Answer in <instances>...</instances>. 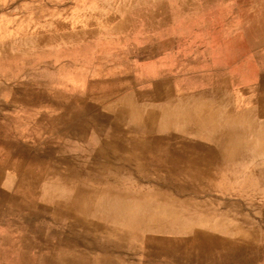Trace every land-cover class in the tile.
I'll use <instances>...</instances> for the list:
<instances>
[{"label": "rangeland", "instance_id": "rangeland-1", "mask_svg": "<svg viewBox=\"0 0 264 264\" xmlns=\"http://www.w3.org/2000/svg\"><path fill=\"white\" fill-rule=\"evenodd\" d=\"M91 7L98 10V20L103 22L91 33L90 29H85L89 30L85 34L83 28V35L77 43L48 46L25 41L27 33L40 29L35 25L34 29L28 28L26 22L42 21L43 15L64 17L67 22L75 11L84 12ZM108 10L113 11L110 13ZM0 16L3 19L0 35V264H46L41 257L53 260L57 253L70 257L77 254V250H87L84 246H63L73 218L66 216L63 219L61 214L53 212L54 202L69 199L73 194L70 185L53 182L56 176L54 165L59 161L58 157L52 158L55 151L57 154L58 127L51 126V123L48 125L47 118H51L52 113L48 114L41 107L49 101L56 107L58 100L67 101L62 93L53 91L65 83L72 84L74 76L80 78L85 66L92 65L94 69L98 66L99 69L108 65L113 69V72L110 70L113 73L110 76L114 81L112 86V82L104 81L105 76L90 74L82 76L83 84L78 78V84L83 85L82 96L90 95L87 93L92 89L93 96L101 95L99 99L106 100L107 97L110 101L121 95L117 91L125 88L126 75L121 71L123 61L136 63L139 59L153 56H183L184 60L187 59L185 56H198L200 65V56L217 51L212 44L214 39L220 41L223 54L240 53L243 67L249 66L245 60L252 56L253 75L239 78L241 82L230 76L220 78V81L209 78L211 85L224 83L226 103L234 101L240 110L241 125L229 124L231 116L227 111L226 124L221 126L222 138H225L221 142L241 143L240 156L229 159L222 168L200 167L197 172L211 168L204 179L187 180L182 184L184 175L178 173L175 177L171 174L170 161L175 156H183L177 161L184 165L187 153H191L186 143L202 141L201 133L210 130H206L208 126L204 124H196L187 132L158 134V142L164 150L169 147L160 157L163 159L161 166L155 165L158 159L152 150L141 157L134 155L137 153L134 149L128 151V157L124 152L125 156L121 157L127 158L129 165L108 169L117 174V181L100 184L99 187L112 188L113 195L119 192L126 195L119 201L127 204L132 214L157 215L162 220L160 226L169 217L163 208L181 212L170 220L183 224L186 230L172 233L159 227L130 231L124 240L114 241L118 248L113 259L115 264H264V0H0ZM13 34L15 36L11 37ZM62 53H66L65 56H56ZM74 56L82 58L75 60ZM89 56H92L91 61ZM183 63L186 64V60ZM86 70V73H91L89 68ZM201 74L200 68H186L178 76L179 87L185 86L188 93L193 92L195 102L201 101L202 86L208 84L207 78H202ZM131 78L127 81L129 87L133 82ZM87 79L94 80L88 88L85 87ZM233 86L236 91L241 90V94L236 92L235 100H231L232 93V97L229 95ZM111 88L115 91L113 94L109 92ZM47 95H54L55 100ZM192 112L196 116L194 120H201V108ZM73 128L69 131L73 132ZM80 128L81 134L93 132L99 135L107 131L108 124L98 118ZM128 136L131 141L150 140L152 137L133 131ZM85 143L88 142H82V162L89 164L96 159L84 155L88 149ZM35 155L40 160L44 157V165L45 155L54 160H49L50 166H44L43 170L38 163L32 164ZM62 165H59L61 170ZM45 168H50L48 183L43 177L47 174ZM169 176L172 181L162 184L161 181ZM33 177L41 178L37 187L26 188ZM176 185L185 188L178 191ZM125 188L127 193L123 191ZM159 190L173 197L177 190L180 195L176 202L169 203L167 199L156 196ZM104 197L108 199L111 196L106 194ZM95 209L97 213L90 216L92 220L109 226L121 225L115 216L107 221L101 218V206L95 205ZM205 230L226 244L209 256L196 251L188 254L192 248L189 238L196 231ZM81 232L83 229L77 225L76 234ZM88 242L84 239V243ZM85 256L95 260L99 254L91 249ZM191 256H198V260Z\"/></svg>", "mask_w": 264, "mask_h": 264}, {"label": "crops", "instance_id": "crops-1", "mask_svg": "<svg viewBox=\"0 0 264 264\" xmlns=\"http://www.w3.org/2000/svg\"><path fill=\"white\" fill-rule=\"evenodd\" d=\"M94 9V10H92ZM109 11V10H108ZM108 11L107 14H108ZM113 11V10H112ZM112 11H109L112 13ZM98 10L94 7L88 8V10H84V12H74L72 17L70 16L69 21L65 22L64 19L66 18H57V17H46L45 15L42 16V21L39 22H26V27L33 28L34 25L42 30L38 31H32L27 33L25 36V41L27 43H32L34 45L39 44H47L48 46L50 44H66L67 42L77 43L79 40H81V37L83 35V28L84 33L86 34L87 31L85 29H90V32L92 30L98 28V26H101V23L103 21L98 20ZM109 13V14H110ZM108 16V15H107ZM30 20V19H29ZM110 20V19H109ZM106 21V20H105ZM108 21V20H107ZM100 24V25H99ZM2 28H3V19L0 16V35L2 34ZM58 29V31H57ZM73 30V31H72ZM12 32H10V35ZM15 36L13 34L11 37ZM2 41H0V44ZM12 43V42H11ZM213 46H215V52L212 54L208 53L207 56H200V65H199V57L198 56H185L187 59L186 64L183 63L184 60L183 56H153L152 58H145V59H139L136 63L130 62L129 60H125L121 63V71L126 75V84L125 88L117 91L121 92V95L116 98H111L110 101L106 97V100L100 98L101 95L93 96V90L90 89L87 94V96H82V86L79 83L82 81V76H89L90 75H101L105 76L104 81L112 82L111 86L113 85V80L110 78V76L113 74L112 68H110L108 65H102L101 67L98 66L93 68L94 66L90 65L89 67L85 66L83 70V74L80 73V78L78 76H74L75 79H73L72 84H64L58 86L57 91L62 93L63 96H65L64 100H67L65 102H62L58 100V103L56 104L57 107L54 105L49 104V102H46L41 107L43 111H47L48 114L52 113V117L50 118L48 116V125L51 126H57V154L54 152V157H58V160H63L61 162V165L63 166V170H61L60 166L56 168L54 173H56L55 178L53 179L59 182L58 180L63 179L65 176H63L62 173L66 172V168L68 167L69 162L73 161V167L76 168V166H83L82 162V141H86L90 139L93 135L92 133H85L81 134V125L87 123L92 124L94 123L98 118H100L102 121L106 122L108 125H118L121 127V131H123L122 134L125 139L130 137L128 136L131 131L136 132L134 128H138L139 125H153L152 126V132L151 134L155 139H158L160 136H157L161 133H167L169 132L172 134L175 131H181V132H187L191 129V125L193 124H204L208 127L206 130H209V132L201 133L200 139L202 141L198 142L195 140V144L186 143V146H189L191 148V153H187V157L193 158V157H204L208 156L206 155L205 148L208 147L211 149L212 154L214 153L215 156L220 157V153H222V150L220 149V142L221 139L224 140L225 138H222V130L221 126L225 123L226 113L228 111V114L231 116L230 123L241 125L242 124V118L239 115L240 110H238V107L236 106L235 102H228L225 101V92L226 88L223 85L218 84H209V78L214 77L217 78L218 81H220L222 78H225L226 76L232 77L235 81L238 78V82H241L239 78L251 76L252 71V56H249L245 61H248V65L242 66V59L243 56L238 54H223L220 51V41L217 39H214L212 41ZM210 45V42H209ZM66 53H62L56 56H65ZM90 57V61L92 60V56ZM254 58H257L256 56H253ZM79 60L82 58V56H74L75 60ZM129 59V58H128ZM187 61L189 63H187ZM196 62V63H195ZM89 68L91 73H86V69ZM91 68V69H90ZM188 69H201V76L202 78H207L208 84H203L202 90H201V101H196L198 105L196 104L193 95L194 93H188L186 91L185 86L179 87V81L178 76H181V71ZM97 70V72H95ZM111 70V72H110ZM96 73V74H94ZM264 75V73H263ZM109 77V78H106ZM112 77V76H111ZM132 77L131 80L133 81L130 85H128L127 81L128 78ZM79 78V79H78ZM221 78V79H220ZM220 79V80H219ZM94 80L87 79L85 80L86 85L90 87V83ZM214 81V79H213ZM83 84V82H81ZM211 85V86H210ZM235 86L229 89V95L232 96L235 100L236 98V92H239L241 94V90L236 91L234 89ZM99 92V91H97ZM107 92V91H105ZM112 94L115 92L113 88L109 91ZM49 93V91H48ZM101 93V92H100ZM73 97H71V96ZM104 95V94H103ZM49 99H54V95H49ZM231 96V97H232ZM71 97V98H67ZM55 100V99H54ZM59 105V107H58ZM197 105V106H195ZM195 108H201L202 111V117L201 120H194L196 116H194V113L192 110ZM263 109V108H261ZM59 114H63V116H60ZM93 114V115H92ZM58 117L57 121H51V119H55ZM119 119V120H118ZM123 120V122H122ZM163 120V122L161 121ZM112 121V123H111ZM196 121V122H195ZM250 121V120H249ZM119 122V123H118ZM252 123V122H247ZM134 125V127H131L130 125ZM68 126V127H67ZM75 130H74V128ZM77 127V129H76ZM162 127V128H161ZM169 127V128H167ZM73 128V132H70ZM70 130V131H69ZM215 132V133H214ZM169 134V135H170ZM171 136V135H170ZM84 138V139H83ZM187 141V140H186ZM191 142L193 140H190ZM210 141H215L214 144H210ZM189 142V141H188ZM222 143V142H221ZM87 144V153L84 155H89L92 158L93 157V150H91V146ZM160 144V143H159ZM162 144H160V148L157 149L156 153L155 150H152L155 155L157 156L158 161L155 162L157 166H161L163 163L162 153L167 150H164V147L162 148ZM169 148V147H168ZM161 149V150H160ZM150 151V150H149ZM163 151V152H162ZM170 151V149H169ZM126 157H128V151ZM124 152L121 156H125ZM43 156V155H42ZM192 156V157H191ZM214 156V157H215ZM50 156L45 155V165H44V157L40 160L39 157L36 156V159H32V164L44 166H50L49 160ZM72 158V159H71ZM103 157H100L98 160L101 161ZM165 158V157H164ZM48 159V160H47ZM127 159V158H126ZM160 159V160H159ZM27 160H29V157H27ZM174 159H171L170 163L173 162ZM218 161L220 162L219 158ZM127 165L128 160H126ZM90 164V163H89ZM76 165V166H75ZM170 166V164H169ZM13 167H15L13 165ZM78 167V168H79ZM171 167V166H170ZM59 168V169H58ZM222 168V167H219ZM211 169V168H209ZM209 169H207L209 171ZM15 170V169H14ZM47 171V174H45V178H47V183L49 182V172L50 168H45ZM176 170V169H174ZM45 171V172H46ZM204 171V170H203ZM173 172V171H171ZM30 173V171H29ZM174 173V172H173ZM171 173V174H173ZM60 174V176H59ZM41 178H32L29 182V184L26 185V188H35L37 187L39 181ZM62 181V180H61ZM31 183V184H30ZM35 183V184H34ZM62 183V182H61ZM177 186V185H176ZM177 187H175L176 189ZM45 208V207H44Z\"/></svg>", "mask_w": 264, "mask_h": 264}, {"label": "bare ground", "instance_id": "bare-ground-1", "mask_svg": "<svg viewBox=\"0 0 264 264\" xmlns=\"http://www.w3.org/2000/svg\"><path fill=\"white\" fill-rule=\"evenodd\" d=\"M20 63H22V62H20ZM41 89L43 90V88H41ZM47 96L49 97V95H47ZM20 103H22V102H20ZM161 121L163 122V120H161ZM122 122H123V120H122ZM111 123H112V121H111ZM101 126H103V124ZM152 126L153 125L144 124V125H139L138 128H134V129L136 130V133L145 134L146 136H148V135H152L151 134V132L153 131ZM197 126H199V125H197ZM191 127L192 128L196 127V124L191 125ZM87 128H88V126H87ZM84 130H85V128H84ZM96 130H95V132H96ZM102 132H103V130H102ZM91 133L93 136L90 139H88L87 141H88V145L91 146L90 149L93 150V157H94L93 159H96V160L92 161V162L90 161L91 162L90 164H83L82 167L75 165L76 168L73 167V164H74L73 161L68 163L70 165H68V167L66 168V172L62 173L63 176H65V177L63 179L60 178V180H58V181L62 182V184L64 183L66 185L67 184L70 185V189L72 190L73 194L71 195V197L69 199L67 198L66 200H61L60 202H54L55 205L53 206V212H55L56 214H61L60 215L61 218L64 219L66 216H70L71 218H73L72 221L68 225V234L64 236L63 240H64L65 244L63 243V246L65 248L66 247L69 248L71 245L76 246V247L77 246H84L87 250L85 252H84V250H82L83 252L81 250H77L76 252H78V253L74 254L70 257H65L63 254L57 253L56 257L52 258L53 260H49L45 256L41 257V259L43 261L47 262L46 264H115L116 262L114 261L113 256H115V252H117L116 248H118V246H117V244H115L114 241L124 240V238L126 236H128L127 234L130 231L141 232L142 230H147V229H151V228H159V227L162 230H165V231L169 230L172 233L177 232L179 229L186 230L185 226H182L183 224L175 223L174 220H172V221L170 220L173 218H177L179 215L182 214L181 212H177V211L172 210V209L167 210V209L163 208V212H166L167 215H169V217H166V219L163 221L164 222L163 225L160 226L159 224L162 222V220L157 215L145 216V214L144 215L140 214L141 215L140 216L138 214H136V215L132 214L128 205L123 204L122 201H119V200H123L122 198H126L127 197L126 195H124L120 192L117 195H113L114 191L112 188L106 187V186L105 187H99L100 184H110L116 180L117 174H113L108 169H112L115 167L116 168H122V167L127 165V163L125 162L126 159L125 158L122 159V157H121V155L124 151H129V150L132 151L134 149V151H137V153L134 155L137 157H141V156H144L149 150H155V152H156L157 149L160 148V144L158 142L159 140L152 138V137L150 138V140L144 139V140H132L131 141V139H129V138L125 139L123 137V135H125L126 132H125V134H122L123 131H121V128L118 125H108L107 131L105 133H102V134L99 133V135L95 134L93 132H91ZM47 143H48V141H47ZM50 143H49V145H50ZM206 146L207 147L205 148V150H206V155H208V156H204V157L200 156V157H193V158L187 157L186 161H184V165H182V166H184V169L186 171H184L182 168H180V166H181L180 162L177 161V159L179 157H183V156H175L174 161L170 163V166L173 168V172H174L173 174L175 175V177L177 176L178 173L184 175V177H183L184 182L182 184H184V183L186 184L187 180L192 181L195 179L196 180L204 179L205 174L208 173L209 171L205 169L203 172H197V171H199L198 168H200V167L204 168V167H209V166L210 167H224V166H226L225 163L229 159H231V158L234 159L236 156H240L241 148H242L241 143H239V144L238 143L226 144V142L223 141L220 144V148L222 150V153H220L221 155H220V157H218L220 160V162H219L217 156H215L214 153L212 154V151H211L212 148L210 149L208 147V145H206ZM39 149H38V151H39ZM165 149H166V147H165ZM24 152L25 151H23V153ZM156 153H158V152H156ZM36 154H38V153H36ZM100 157H103L101 161L98 160ZM61 162H63V160H61V161L59 160L55 163V165H54L55 169H53V171H55L56 168L59 165H61ZM26 165H28V164L26 163ZM28 168H30V167H28ZM174 169H176V170H174ZM59 176H60V174H59ZM164 180L165 181H161L162 184H166L168 182H171L172 178H170V176H169V178L164 179ZM118 182H121V181L118 180ZM122 183H123V181L121 182V184ZM53 184H55V183H53ZM184 188L185 187L177 185L178 191H181ZM177 190L174 193L175 197L168 196L165 192H163V190H159L156 193V196L160 197L161 199H167L169 203H172L174 201L176 202L178 200L177 199L178 196L180 195V194L178 195ZM123 191H125V193H127L128 189L125 188V189H123ZM54 194H56V193H54ZM106 194H109L111 197H109L107 199L106 197H104ZM55 198H57V197H55ZM134 198H136V197H134ZM132 203H133V201H132ZM95 205L101 206V208H103V211H101L102 212L101 218H103L107 221V219L111 218L112 216H115L116 218L120 219V220H118V223L120 222L121 225L109 226L107 224H103V222H98L97 220H92V218H90V216L97 213V211L95 209ZM56 206H58V207H56ZM60 206L62 207V209H60ZM78 215H81V217H78ZM96 218H98V217H96ZM112 220H113V217H112ZM115 223H117V222H115ZM77 225L81 226V228L83 229V232L76 234ZM57 236L59 237L60 235L57 234ZM217 237L210 235V233H208L207 230L196 231L193 234V237L189 238V240H192L190 243V245H191L190 247H192V248H191V251H187V253L191 255V253L196 251V253L201 252V253L209 256V254L211 252L214 253V252L218 251V248H221V245L226 244V241H224L222 239H218ZM84 239L89 240V242L87 244L84 243ZM58 241H60V239ZM58 243H57V245H58ZM91 249H95L98 251L99 256L95 260H92L91 258L89 259L85 256V253L88 254V251ZM154 250H156V249L154 248ZM198 256H196L195 258L191 256V258L198 260ZM201 262H203V261H201ZM165 263H166V261H165Z\"/></svg>", "mask_w": 264, "mask_h": 264}]
</instances>
